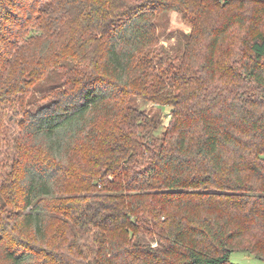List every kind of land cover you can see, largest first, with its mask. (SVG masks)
I'll return each mask as SVG.
<instances>
[{"label":"trees","instance_id":"obj_1","mask_svg":"<svg viewBox=\"0 0 264 264\" xmlns=\"http://www.w3.org/2000/svg\"><path fill=\"white\" fill-rule=\"evenodd\" d=\"M225 6L224 20L210 16ZM172 10L194 25L176 53L157 45ZM259 15L264 0H0V100L47 83L35 110L17 105L13 146L0 145V264L264 260ZM25 49L30 66L13 69ZM137 97L172 106L166 128Z\"/></svg>","mask_w":264,"mask_h":264},{"label":"rangeland","instance_id":"obj_2","mask_svg":"<svg viewBox=\"0 0 264 264\" xmlns=\"http://www.w3.org/2000/svg\"><path fill=\"white\" fill-rule=\"evenodd\" d=\"M259 7L260 4H258L257 2L254 4L253 7L243 5V8L245 10L242 9L241 14H243V18H245V21L242 26L236 25L234 29L231 30L230 35L224 41L222 48L218 54V59L221 63H225L229 61L230 60L229 58L234 54L233 49L242 46V43L244 41L243 39H245L246 36L248 35V31H249L248 27L250 25V19L246 16V14L252 9L254 10L260 9ZM237 9H238L237 6L232 8L233 11H237ZM259 11L261 12V10ZM224 13L230 14V9H227L226 6L220 9L219 8L215 9V11L213 10L210 16L214 18L216 14H219L218 20L222 21L224 20V16H223ZM210 19H206L204 23L206 24L210 23ZM253 25H254V29L255 27L264 28V15L263 16L259 15V17L254 20ZM159 27L160 28L157 37V45L167 49L169 53H176L179 49L184 48V40H183L184 34L190 33L193 30L194 25H193V21H191L189 16L184 15L180 11L172 10L167 14L165 18L162 19V22L160 23ZM246 46L247 45H245V49ZM30 62H32L31 52L30 50L25 49V51H23V53L20 54L18 61L13 62L12 68L18 70V67L21 63L24 64L26 63L27 66H30ZM40 76L43 75L40 74ZM42 81H44V76L43 78L41 77L36 78V80L32 82L33 84H31V86L29 87L30 91L27 92L20 90L15 91L14 89L12 92V94L14 95H10L8 99H6V101L4 99L0 100V107L3 108L4 114L7 113V117H5L4 120L0 119V145H2L1 142H3L4 145V140H5V143L8 146L9 145L13 146L14 139L17 137L20 130L16 125V118L17 121H19V119L21 120L22 118L21 115H17L18 113H15L18 109L17 105L20 104L26 105L29 102L31 104L30 108L35 110L39 106L40 102L43 100L42 97L44 96L43 95L44 92H42L41 88L44 87L43 85L47 84L46 81L44 83ZM136 105L138 106V108H140L142 111L148 114L159 112L163 119V126L161 130L166 128V126L170 121V116H171L170 113L172 111V106L158 105L155 102L144 97H137ZM13 114H16L17 117L16 115ZM12 152L13 151L10 150L9 155ZM62 236L63 235H61L60 233H56L55 239L57 240L59 238V241H61L63 239ZM67 238L68 240H73V238L74 239L77 238L79 240L80 245L85 244V248L87 246L86 244H92V237L88 235L80 236L79 234L77 236H73V238H71L70 236L69 237L67 236ZM151 243L153 246L158 245L156 241H151ZM231 260L234 264H264V260L258 259L252 254L241 251H234L231 254Z\"/></svg>","mask_w":264,"mask_h":264}]
</instances>
